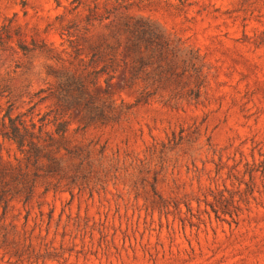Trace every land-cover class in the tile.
Listing matches in <instances>:
<instances>
[{"label": "rangeland", "instance_id": "374dc122", "mask_svg": "<svg viewBox=\"0 0 264 264\" xmlns=\"http://www.w3.org/2000/svg\"><path fill=\"white\" fill-rule=\"evenodd\" d=\"M72 1L0 0V32L7 24L14 40L16 31L61 51L62 26L75 18ZM79 1L128 6L113 12L116 21L160 23L200 51L206 82L196 98L167 99L187 80L165 88L115 125L82 129L73 115L71 138L105 147L104 167H93L72 192L44 193L40 180L28 206L14 203L0 219L10 239L0 241V264H29L8 252L14 249L58 255L46 264H264V0ZM61 65L38 52L25 56L12 40L0 45V118L9 106L34 120L49 111L54 101L43 97L56 78L48 71ZM123 76L110 90L132 104L137 92ZM0 151L18 154L1 137ZM221 196L235 223L212 211Z\"/></svg>", "mask_w": 264, "mask_h": 264}, {"label": "trees", "instance_id": "16d2710c", "mask_svg": "<svg viewBox=\"0 0 264 264\" xmlns=\"http://www.w3.org/2000/svg\"><path fill=\"white\" fill-rule=\"evenodd\" d=\"M55 2L60 4L59 0ZM179 2L183 4V0ZM71 4L75 5L72 8L75 18L62 26L61 51L43 40L32 38L28 42L16 31L18 38L14 40L7 24L0 32V45L12 40L25 56L38 52L62 63L59 69L50 67L48 71L56 78L55 84L47 90L48 95L43 97L54 101L49 111L34 120L28 119L26 114H13L9 106L0 118V137L13 142L18 152L5 156L0 151L1 220L14 203L28 206L33 201L40 180L45 182L44 193L50 190L72 192L86 184L93 167H104L101 162L105 147L97 149L96 142H76L71 138L73 115L82 129L115 125L133 105L149 103L165 88L181 86V82L187 80L182 89H171L167 99L196 98L206 82L200 51L155 20L143 16L111 19L115 10L128 9V6H82L79 0ZM97 25H103L99 33H95ZM63 55L71 57L67 64ZM120 72L124 75V85L137 92L132 104L124 100L118 102L110 90ZM102 81L107 86L96 90ZM186 86L188 89L183 90ZM229 204L230 201L221 196L211 204V209L217 217L220 213L230 215V223H235L232 212L227 210ZM0 236L2 246H8L9 232L3 230ZM8 252L17 261L29 264H46L47 260L58 256L39 252L25 257L19 249Z\"/></svg>", "mask_w": 264, "mask_h": 264}]
</instances>
